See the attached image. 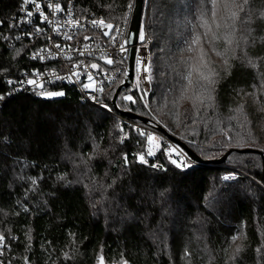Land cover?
Returning <instances> with one entry per match:
<instances>
[{"label": "trees", "instance_id": "16d2710c", "mask_svg": "<svg viewBox=\"0 0 264 264\" xmlns=\"http://www.w3.org/2000/svg\"><path fill=\"white\" fill-rule=\"evenodd\" d=\"M62 1L113 26L134 6ZM21 3L0 0V264H264V0H251L243 27L222 7L213 16L211 0H144L150 89L145 101L120 92L115 111L118 85H106L112 113L67 84L24 85L44 42ZM193 31L206 35L196 53ZM211 72L214 84L201 77ZM149 128L204 161L232 151L181 166L164 146L148 154Z\"/></svg>", "mask_w": 264, "mask_h": 264}, {"label": "built area", "instance_id": "2783aa9c", "mask_svg": "<svg viewBox=\"0 0 264 264\" xmlns=\"http://www.w3.org/2000/svg\"><path fill=\"white\" fill-rule=\"evenodd\" d=\"M56 4L60 5L61 11H56ZM20 18L33 31L31 35L43 38L44 42L42 47L29 53V58L40 64L42 69L27 76L24 85L38 94H45L53 84H67L78 91L83 101L111 112L102 102L105 98L104 87L114 83L119 86L125 81L127 85L131 83L127 79L126 68L127 32L125 34L107 21L104 23L111 24L112 28L94 26L91 23L93 20L102 19L80 16L71 2L62 0H22ZM141 34L143 39L140 38ZM150 44L151 39L143 32L141 25L135 46L132 78L146 85V88H149ZM108 59L113 62L106 63ZM93 64L98 67H91ZM30 80L35 83L29 84ZM146 88L143 87L144 90ZM129 91H133L132 86ZM171 145L166 149L167 159L175 160L181 166L184 160L193 161L182 151L180 154L171 151Z\"/></svg>", "mask_w": 264, "mask_h": 264}, {"label": "snow or ice", "instance_id": "6c2138e0", "mask_svg": "<svg viewBox=\"0 0 264 264\" xmlns=\"http://www.w3.org/2000/svg\"><path fill=\"white\" fill-rule=\"evenodd\" d=\"M212 3V15L215 16L216 15V11L218 9H220L221 7L229 12V15L227 17V19L235 22L237 20H239L241 22V26H245L248 24L252 23V13H253V9L251 8V0H211ZM37 7H39V5H37ZM129 7H131V5H129ZM56 11H61V7L59 4L55 5ZM244 12L245 15L242 18L239 13ZM29 16H31V13H28ZM259 17L260 18H264V11H260L259 12ZM45 19H47V17H45ZM75 23V22H73ZM94 26L95 25H100L106 28H112L111 24H105L103 20L100 21H95L93 20L91 22ZM234 26V25H233ZM217 27H219V25H217ZM245 31L251 32L253 31V29L251 28H244ZM105 35H107L108 33H104ZM69 39L71 37H68ZM141 39H143V34H141ZM87 39V37H86ZM213 39H215V37H213ZM262 40H264V38H261ZM200 42V37H197L193 43H199ZM56 47H60V45H56ZM219 54V53H218ZM203 50H201V59H203ZM113 61L108 59L106 60V63L111 64ZM249 63H251V61H249ZM225 64L227 65V61H225ZM91 67L96 68L98 67L97 65L93 64L91 65ZM217 73L215 72H211V75H204L203 73H201V77L208 81L209 84H214L215 80H213L211 77L212 76H216ZM89 79L91 80V77H89ZM29 84H33L35 83V81H28ZM85 87H88L87 85H85ZM47 95L49 96H59V95H63V93L57 92V93H47ZM127 99L131 100V97H127ZM154 138L153 137H149V141H152ZM149 155H152L153 153L151 151H149L148 153ZM141 162H146L144 161L143 156L140 157ZM175 163V161H173ZM225 179H228V177H225ZM4 237L0 236V241H3ZM236 237H233V240H235ZM242 249L237 248L236 249V253L238 254ZM99 264H104V258L103 256L100 257L99 259ZM122 264H128L127 261H122Z\"/></svg>", "mask_w": 264, "mask_h": 264}, {"label": "water", "instance_id": "95a60500", "mask_svg": "<svg viewBox=\"0 0 264 264\" xmlns=\"http://www.w3.org/2000/svg\"><path fill=\"white\" fill-rule=\"evenodd\" d=\"M144 8V0H134V6L131 12V18L130 23L127 31V57H126V68L128 71L127 79L130 81L132 79V73H133V63H134V55H135V46L137 43L138 33L141 26V18ZM127 87V81H125L123 84L119 85L113 95V98L111 100V105L115 111H117L116 106V99L118 97V94L121 92L122 89ZM121 115H124L125 117L129 119H137L135 115H133L130 112H120ZM139 119V118H138ZM160 133L164 134L167 138H169L174 144L179 146L192 160H195L198 163H205V164H220L223 163L228 156L229 153H231L232 150H229L223 157L216 159V160H210V161H204L199 159L193 152H191L188 147L180 142L177 138H175L173 135L167 134L165 130H160ZM250 149H241L238 152L241 153H248L251 152ZM262 158V162L264 165V157L260 155Z\"/></svg>", "mask_w": 264, "mask_h": 264}, {"label": "rangeland", "instance_id": "374dc122", "mask_svg": "<svg viewBox=\"0 0 264 264\" xmlns=\"http://www.w3.org/2000/svg\"><path fill=\"white\" fill-rule=\"evenodd\" d=\"M95 18H100V17H95ZM102 19V18H101ZM103 21H107L102 19ZM109 22V21H107ZM129 23L130 21H128V19L126 18L124 20V22L120 25L114 26L115 28L124 31V33L126 34V32L128 31V27H129ZM143 30V28H142ZM144 32V30H143ZM145 33V32H144ZM146 34V33H145ZM199 34V35H198ZM200 37V42L197 43H193V41L197 38ZM187 41V39H186ZM188 46L189 49L192 51V53H196L197 50L200 48L201 45H205L206 44V35L205 33H197V32H192V35L190 36V39L188 40ZM187 52V51H186ZM131 83L127 85L126 88L122 89V91H126L128 94V91L130 90V87L132 86L133 90H136L139 94V96L141 95V101H145L147 97H145V94H148L149 89H150V82H149V88H146V85H142L140 83H137V81L135 79H131L130 80ZM146 88L145 90L143 89ZM127 97H129L127 95ZM143 97V99H142ZM146 151H151L153 154L158 150L159 147H165V151L166 149L169 147V145H171L170 147L172 148L171 151H175L176 153L180 154V151L184 152L179 146L175 145L169 138H167L164 134L160 133L159 131L153 130L151 128L148 129V131L146 132ZM153 137L154 139L152 141H149V137ZM185 153V152H184ZM175 161V160H174ZM176 162V161H175ZM99 264V263H98Z\"/></svg>", "mask_w": 264, "mask_h": 264}]
</instances>
